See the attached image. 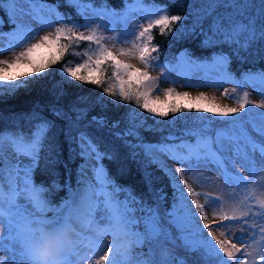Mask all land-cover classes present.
<instances>
[{
    "label": "snow or ice",
    "instance_id": "snow-or-ice-1",
    "mask_svg": "<svg viewBox=\"0 0 264 264\" xmlns=\"http://www.w3.org/2000/svg\"><path fill=\"white\" fill-rule=\"evenodd\" d=\"M135 2L141 3L142 0H135ZM224 2L225 0H216V6H221ZM12 3L16 6L20 4L31 5L33 7L30 9L20 8L19 11L22 14H34L39 11L35 5L41 4V0H12ZM68 3L80 5L83 0H68ZM104 11H107L106 7ZM142 19L147 21L146 25H140L139 30L136 27L126 29L118 37L98 35L97 29L91 26L92 21L77 24L70 19L68 23L71 26L61 20L60 23L63 26L55 27L53 31L40 35L39 39L34 42H29L32 40L34 33H23L18 42H10L9 44V50L15 47H20L22 50L16 53L11 60L0 59V95L4 94L5 89L15 90L26 87L30 82L47 75L48 70L64 61L66 56H74L81 58L80 62L68 60L61 64L60 72L66 74L65 79L70 77L79 83L90 84L97 88H101L107 82V86H103L102 91L105 95L112 97L114 103L128 104L134 102L135 107L153 117L160 118L161 121L166 120L170 115L175 119L177 114L196 111L209 113L214 117H227L229 120L225 123H235L234 114L244 110L249 102L247 92H244L237 100L238 107H227L209 100L203 92L192 96L186 91H176L174 87L160 88L159 81H167L168 70L167 66L157 63L159 57L153 55V53L158 52V46L153 43L155 39L153 30L158 28L159 33L165 35L172 32V26L181 22L184 17L170 15L166 7H154L146 10ZM46 24L48 27L52 26L51 22H46ZM98 27L104 28L105 25L101 22ZM80 28L87 31H78ZM257 33L260 38H264V23L260 25L259 29L251 22L249 24H230L228 27L217 25L214 31L215 36H223L224 42L228 43L240 44L239 37L245 36V43L240 44L241 49H246L248 43L256 39ZM129 36L134 39L129 40ZM212 39L213 37L206 36V43H211ZM106 40H110L115 44L130 45V47L121 48L114 53L106 46ZM83 43H87L88 46L81 48ZM118 56L134 57L143 65V68L135 67L133 64L119 59ZM229 62V57L226 55L213 58L211 67L217 71L220 80H232L228 72ZM196 66L199 68L205 65L196 64ZM109 67L112 69L110 76L107 75ZM154 67H160L164 70L161 77L154 78L150 74L148 69ZM253 80H259L261 85H264V73L250 74L246 82ZM172 83L175 84L176 81L173 80ZM238 86L242 85L238 84ZM261 91L264 94V88ZM233 92L235 93L236 89H233ZM159 93H162V95ZM223 95L228 96L229 94L226 91ZM231 98L235 99L236 97ZM256 107L264 108V103L257 104ZM52 112L53 115H63L56 108H53ZM130 115L134 118L138 114L133 109ZM258 115L261 116L262 120L257 130L261 135H264V113ZM32 118L41 122L36 124L35 132L30 138L25 137L22 133L0 134V159L4 157L5 141L14 147L16 152L32 157V164L25 165L23 168V183L25 186L23 192L13 188L6 197L3 184L0 183V224H6L8 229L7 237L0 235V251L7 250L9 253V259L5 261L0 258V264H33L31 244L36 234L43 235L49 230L68 227L75 230L76 244L71 251L63 255L62 264H75V261L70 260L69 257L78 254L79 246L84 244L85 239H87L89 245H92L101 253L94 260V264H124L123 260L118 259V257H126L127 255V249H124V246L131 243L143 245L145 242L151 245V259L143 261L142 264H188L185 258L173 253L170 246L182 247L192 252L201 264H241L243 257L250 255L246 251L244 235L234 237L236 242H232L231 239L227 238L221 239L213 232L212 225L214 224L218 230H221L219 232L220 237L230 236L231 233L228 229L235 227L236 224L247 231L250 237L255 235L257 229L261 237H264V190L255 199L254 206L234 205L232 215L216 211L214 208V220L209 222L205 210L215 204H222L220 198L197 193L193 186L184 179L187 172L194 171L191 161L195 159L197 163L214 164L225 181V187L235 185L239 188L243 185L250 188L253 184L258 183L257 176H260L261 182H264V143L245 138V144L248 146L246 151L240 144L241 135L234 131H217L214 137L206 135L199 139L195 146L186 144L178 146L179 148H186V154H181L177 150V146L164 143L132 145V147L143 148L145 155L149 157V162L159 165L170 177L175 187L174 198L178 201L177 207L184 210V219L188 222L187 225H181V227L190 226L193 237H199L198 239L184 237L183 245H179L175 238L169 234L156 208L138 200L132 195L130 189H120L114 184L112 185L114 192L124 191L127 194L123 202L115 199L113 192L106 190L108 177L102 164L99 168L93 165L92 170L98 175L104 176L105 182L99 183L97 187V191L100 192L103 200L89 197L86 190L84 198L86 211L82 212L79 205L69 206L66 212L59 208L50 207L49 201L42 196V193L47 190L33 186L30 174L32 168L38 162L41 150L46 146L50 147L46 142L49 140L48 133L54 125L52 121L43 119L36 113H33ZM79 118L78 116L77 119ZM201 119L203 122V118ZM93 120L99 125L106 124L104 118L93 117ZM143 123V120L140 124L133 123L122 135L136 136L139 139L138 132L135 129L142 127ZM116 126L118 125H114V127ZM79 141L80 155L85 159V164L80 169L81 174L84 173L85 168L92 165L93 160L102 161L105 157L108 159L114 158L113 153L101 152L98 144L88 139L85 133H81ZM230 151H234L236 156L241 157V166L245 167L249 175L253 177L252 181H249L246 175L232 172L234 163L228 154ZM257 151L261 156L259 167H257V161L254 160L252 155ZM156 153L167 155L181 164L182 167L173 173L164 161L155 155ZM185 164L188 165L187 168L183 167ZM7 170L9 183L15 184L13 172L19 173V166L8 164ZM4 173L5 168L0 167V176H3ZM177 173H179V180L177 179ZM181 180L183 181V187L180 185ZM53 186L58 187L55 184ZM184 189H187V194ZM17 195H28L32 207L29 208L22 203H18ZM188 195L194 197L204 195V204L195 199L192 204L195 205L201 218L204 219L203 229H208V236L212 238L211 240L204 236L203 230L199 227L195 213L191 211V205L188 204ZM161 198L163 197L161 196ZM49 212L53 213L51 218L47 215ZM141 212L147 213V215L138 216L137 213ZM98 213L99 215H97ZM258 220L259 223H257ZM225 221L236 223L226 224ZM141 222L144 224V230H136V226ZM97 228H102L103 231L98 234L96 232ZM85 230L95 232L96 235L85 237L83 235ZM105 235H107L106 243L98 238ZM6 240L7 243H5ZM213 240L215 241L214 244L212 243ZM237 243H240L241 247H237ZM250 246L248 245V247ZM122 249L124 250L122 251ZM157 249L159 252L156 251ZM243 264H248L247 260H243Z\"/></svg>",
    "mask_w": 264,
    "mask_h": 264
},
{
    "label": "trees",
    "instance_id": "trees-1",
    "mask_svg": "<svg viewBox=\"0 0 264 264\" xmlns=\"http://www.w3.org/2000/svg\"><path fill=\"white\" fill-rule=\"evenodd\" d=\"M131 2L132 0H83L82 4L106 7L119 14ZM141 3L166 7L170 15L184 17L181 22L172 26V32L165 35H161L158 28L153 30V43L158 46V52L153 53L159 57L157 63L171 65L179 61L181 55L193 62L226 55L230 61L228 72L237 83H241V79L247 74L264 73V38H260L258 33L246 49L240 48V44L246 40L243 35L239 37L240 44L224 42L223 36L214 35L217 25L228 27L230 24L251 22L259 29L264 23V0H225L221 6H216V0H142ZM41 4L49 6L65 23L69 19L73 22H83L85 19L81 4H69L68 0H41ZM9 6L10 0H0V33L16 25L10 18ZM206 36L213 37L211 43H206ZM87 46V43H83L81 48ZM80 59L66 56L64 61L50 68L43 78L30 82L26 87L5 89L4 94L0 95V134L22 133L30 138L35 132L36 124L41 122L32 118L33 113L53 122L54 126L49 131V140L46 142L50 147L46 146L41 150L38 162L30 174L33 185L47 190L42 196L50 205L67 203L81 206L77 201L84 196L86 179L80 173L85 159L80 155L79 137L81 133H85L88 139L98 144L101 152L114 154L113 159L105 157L96 162L98 167L103 165L108 177L106 190L113 192L115 199L123 202L127 194L124 191L114 192L113 184L120 189H130L138 200L158 210L162 222L177 244L183 245L184 237L198 239V236L193 237L190 226L181 227L186 225V220L182 218L184 210L177 207L175 187L170 177L159 165L149 162L143 148L132 145L193 141L196 137L206 135L214 137L217 130L232 131V123H225L229 118L192 111L177 114L175 119L170 115L161 121L135 107L134 102L114 103L113 98L102 91L107 82L97 88L70 77L65 79L66 74H61L62 63L68 60L80 62ZM111 71L109 67L108 76ZM53 108L59 109L63 115H53ZM133 109L138 114L134 118L130 115ZM240 114L242 113L234 114L239 127L252 140L264 141V136L250 127ZM93 117L104 118L106 124L99 125ZM141 120L144 122L143 126L135 129L139 139L136 136L122 135L133 123L140 124ZM8 145L5 141L4 157L0 159V167L5 170L11 164ZM155 155L162 159L161 153ZM3 178L4 175L0 176L1 182H5L2 181ZM54 184L58 187H54ZM243 189L247 191L248 187L243 186ZM136 230H144L143 222L136 226ZM150 247L148 242L143 245L129 244L127 255L122 259L124 264H142L143 261L150 260ZM170 247L173 253L185 258L188 264H201L192 252L182 247ZM156 251L159 252L158 249Z\"/></svg>",
    "mask_w": 264,
    "mask_h": 264
},
{
    "label": "rangeland",
    "instance_id": "rangeland-1",
    "mask_svg": "<svg viewBox=\"0 0 264 264\" xmlns=\"http://www.w3.org/2000/svg\"><path fill=\"white\" fill-rule=\"evenodd\" d=\"M31 5L28 4H20L16 6L10 0L9 13L10 18L15 22V26L5 30L0 33V59L11 60L13 56L22 50L20 47H15L9 50L10 42H18L21 35L25 32L34 33L33 38L29 42H34L36 39H39L40 35H44L46 32L53 31L55 27L63 26L60 21L62 20L61 16L58 15L54 10H52L49 6H44L42 4L35 5L36 8L39 9L36 13H28L22 14L19 9H30ZM154 8V6L144 5L142 3H136L135 0H132L130 6L123 10L121 13L116 14L109 10L104 11V7L100 6H90L87 4H81V11L84 14L85 19L83 22H75L77 24H83L86 21H92V27L97 29L98 35H103L105 37H118L122 32L126 29H131L136 27L139 30L140 25H146L147 21L142 19L146 10H150ZM104 13V14H101ZM64 21V20H63ZM46 22H51V27H48ZM103 22L105 27L100 28L98 25ZM65 23V21H64ZM1 24V20H0ZM68 26H71L68 23ZM107 29V30H105ZM78 31H87L84 28L78 29ZM129 40L134 39L132 36L128 37ZM106 46L109 47L111 51L116 53L121 48H129L130 45H126L123 43L115 44L110 40L105 41ZM218 56V55H216ZM214 56V57H216ZM213 57V58H214ZM119 59L124 60L125 62L133 64L135 67L143 68V65L134 57L127 56H118ZM213 58L208 61H193L187 60L182 55L180 56V60L171 65L163 64L167 66L168 70V79L167 81L160 80V88L174 87L176 91L188 92L190 95L195 96L199 93L203 92L209 100H213L215 103L221 106L227 107H238L237 100L240 96L243 95L244 92L248 93V103L244 110L241 111L240 114L245 118L246 123L252 127L254 130H257L261 125V116L259 113H264V108L256 107L257 104L264 103V94H262V88L264 85H261L259 80H253L251 82H246L247 77L250 74H247L241 79V83H237L232 80H220L219 74L217 71L211 67ZM196 64L205 65L204 67H197ZM150 74L154 78H159L164 73V70L160 67H154L148 69ZM251 75H257L253 73ZM175 80L176 83L173 84L172 81ZM217 81H219L217 83ZM242 85V86H238ZM199 85V86H196ZM233 89H236V92H233ZM229 94L228 96L223 95V93ZM162 95V93H159ZM231 97H236L235 99ZM231 130L236 132L237 134L242 136L240 144L245 150H248V146L245 144V138H250V135L241 127H239L238 122L232 123ZM255 126V127H254ZM221 131V130H217ZM216 131V132H217ZM215 132V135H216ZM260 134V133H259ZM261 135V134H260ZM264 136V135H263ZM203 137H196V139L192 140H177L175 142H168L164 144L177 146V150L181 154H186V148H179L178 146L182 144L195 146L197 141ZM258 143H264L261 139H253ZM8 154L9 160L11 164L17 165L20 168L19 173L13 172V179L15 180V184H10L7 175L8 170H5L4 178L1 182L3 184V189L5 192V196L7 197L13 188H16L19 192L24 191V183L23 177L24 172L23 168L25 165H30L32 163V157L26 156L22 153L16 152L15 148L11 145H8ZM230 157L233 159L234 167L232 168V172L246 175L249 178V181L253 180V177L249 175V172L245 167L241 166V157L236 156L234 151H230L228 153ZM253 158L257 161V167H259V161L261 160V156L259 152L252 153ZM161 158L164 163L171 168L172 172L175 173L176 170L182 167L181 164L176 162L175 160L169 158L165 154H161ZM194 166V171H189L186 173L184 179L188 181V183L193 186L194 190L200 194H208L209 196L216 198L219 197L222 204H215L213 207L206 208L205 212L208 218V221L211 222L214 220L213 209L216 211L223 212L228 215L233 214V206L236 204H240L242 207L244 206H254V201L261 194V191L264 190V182H261L260 176L256 177L258 183L253 184L252 187L248 188L247 191L243 189V186H239L237 188L235 185L232 187H225V181L222 179L220 171L217 167L212 163H197L195 159L191 161ZM98 167V164L95 160H93L92 165L85 168L84 177L86 179V188L84 190V196H82L77 202L80 203V210L86 211V202L84 200L87 190V195L89 197H94L96 199L103 200V197L100 195V192L97 191V187L99 183H104V176L98 175L96 172H93L92 166ZM183 167L187 168L188 165L185 164ZM177 179L179 180V173L176 174ZM1 180V179H0ZM32 183V181H31ZM33 185V183H32ZM181 187H183V181H180ZM34 186V185H33ZM37 188V186H35ZM235 189V190H234ZM187 194V189H184ZM18 203H22L29 208L32 207L30 203V198L28 195H17L16 197ZM198 200L201 204L205 203L204 195L191 196L188 195V204L191 205V211L195 213L196 221L199 224V227L203 230L204 236L211 240L212 238L208 236V229H203V224L205 223L204 219L201 218L200 213L196 210L195 205L192 204L193 200ZM67 203H61L57 205H50V207L59 208L63 211H67L68 207ZM48 217L51 218L53 213H47ZM99 215V213L97 214ZM183 220L184 215L182 216ZM218 219V218H215ZM251 222V221H250ZM103 224V222H101ZM187 221L185 224L187 225ZM226 224H235L234 221H225ZM259 223V220L257 221ZM212 230L215 232L216 236L221 239H231L232 242H236L234 237H239L244 235L245 237V247L246 251L250 253V255L243 257L241 264H243V260H247L248 264H264V237H261L258 229L253 237H250L248 232L241 229L239 224H236L235 227H230L228 231L231 233L230 236L220 237L219 232L215 225H212ZM0 235L7 237L8 229L6 224H0ZM83 235L85 237L95 236V232H89L87 230L84 231ZM103 240L105 243L107 242V235L103 237H98ZM192 239V238H191ZM7 243V240L5 241ZM214 244L215 241L213 240ZM248 245H251L248 247ZM218 247V246H217ZM237 247H241L240 243H237ZM99 252L98 249H95L92 245L88 244L87 239H85L84 244L79 246L78 254L75 256H70L69 259L75 261V264H94V260L98 258ZM240 255L239 253L237 254ZM0 258H3L5 261L9 259V253L7 250L0 251ZM118 259H123V257H118Z\"/></svg>",
    "mask_w": 264,
    "mask_h": 264
},
{
    "label": "clouds",
    "instance_id": "clouds-1",
    "mask_svg": "<svg viewBox=\"0 0 264 264\" xmlns=\"http://www.w3.org/2000/svg\"><path fill=\"white\" fill-rule=\"evenodd\" d=\"M101 231L102 228L96 229L98 234ZM75 244V230L71 227L49 230L43 235L37 233L31 244L33 264H62L63 255L71 251ZM128 247L126 244L124 249Z\"/></svg>",
    "mask_w": 264,
    "mask_h": 264
}]
</instances>
